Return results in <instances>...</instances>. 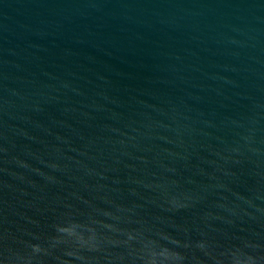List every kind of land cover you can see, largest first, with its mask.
Segmentation results:
<instances>
[{"label": "water", "instance_id": "water-1", "mask_svg": "<svg viewBox=\"0 0 264 264\" xmlns=\"http://www.w3.org/2000/svg\"><path fill=\"white\" fill-rule=\"evenodd\" d=\"M0 264H264V0H0Z\"/></svg>", "mask_w": 264, "mask_h": 264}]
</instances>
